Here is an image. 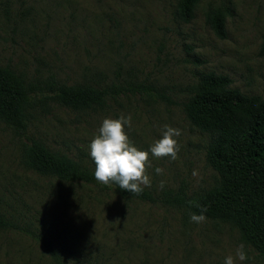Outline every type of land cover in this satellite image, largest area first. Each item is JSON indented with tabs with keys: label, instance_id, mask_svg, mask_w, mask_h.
<instances>
[{
	"label": "rangeland",
	"instance_id": "1",
	"mask_svg": "<svg viewBox=\"0 0 264 264\" xmlns=\"http://www.w3.org/2000/svg\"><path fill=\"white\" fill-rule=\"evenodd\" d=\"M229 1L233 14L221 39L206 12L228 0L202 1L190 22L176 15L177 0H0V66L36 82L55 77L119 88L95 110L38 107L28 135L95 168L90 143L103 120L130 115L127 134L151 160V186L144 187L157 198L124 199L29 171L19 159L23 139L0 121V208L7 216L50 241L67 264H224L241 245L248 258L235 264H264L237 229L191 222V215L158 199L164 189L185 184L195 192L215 181L206 163L208 135L184 112L200 73L229 76L231 87L264 98V0ZM165 125L182 132L175 160L150 153ZM0 264L53 262L35 237L0 231Z\"/></svg>",
	"mask_w": 264,
	"mask_h": 264
},
{
	"label": "trees",
	"instance_id": "2",
	"mask_svg": "<svg viewBox=\"0 0 264 264\" xmlns=\"http://www.w3.org/2000/svg\"><path fill=\"white\" fill-rule=\"evenodd\" d=\"M202 1L177 0L175 13L190 22ZM232 14L229 0L209 6L206 23L217 37L224 39L226 19ZM261 54L264 55V33ZM232 84L229 76L200 73L188 89V100L184 104L191 126L208 135L206 163L216 172L213 185L190 192L183 184L176 189L162 190L158 199L188 215L203 214L206 220L237 229L241 242L251 247L264 263V98L245 95L231 87ZM118 89L116 85H68L55 77L36 82L10 66H0V121L23 139L20 164L29 171L60 182L93 185L124 199L155 203L157 198L144 186L141 194L134 195L115 184L103 185L95 179V168L28 135L38 107L47 109L53 103L73 111L95 110L106 105ZM202 208L207 211L201 213ZM0 231L29 234L42 242L53 264H67L50 241L18 225L1 208Z\"/></svg>",
	"mask_w": 264,
	"mask_h": 264
},
{
	"label": "clouds",
	"instance_id": "3",
	"mask_svg": "<svg viewBox=\"0 0 264 264\" xmlns=\"http://www.w3.org/2000/svg\"><path fill=\"white\" fill-rule=\"evenodd\" d=\"M131 116L121 115L119 119L106 118L103 120L98 134L90 143V156L95 162V179L103 185H117L122 190L139 195L143 192L142 186H151L147 175V168L151 166L149 151L139 150L130 140L126 126L131 127ZM182 134L181 130L165 125L162 137L156 140L150 147V153L156 158L170 157L177 159L180 146L176 137ZM157 174H162L163 169L157 168ZM193 175L198 173L194 170ZM164 182H161L163 187ZM193 203V202H190ZM197 207H200L198 204ZM201 209V213L206 212ZM191 222L203 223L206 216L193 213ZM241 245L236 250V257L239 261H245L248 257ZM233 256L225 258L224 264H235Z\"/></svg>",
	"mask_w": 264,
	"mask_h": 264
}]
</instances>
